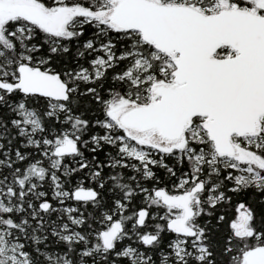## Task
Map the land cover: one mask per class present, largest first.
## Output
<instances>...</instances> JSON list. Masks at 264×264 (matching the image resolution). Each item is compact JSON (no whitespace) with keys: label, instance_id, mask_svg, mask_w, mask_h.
Returning <instances> with one entry per match:
<instances>
[{"label":"snow or ice","instance_id":"obj_1","mask_svg":"<svg viewBox=\"0 0 264 264\" xmlns=\"http://www.w3.org/2000/svg\"><path fill=\"white\" fill-rule=\"evenodd\" d=\"M0 264H264V0H0Z\"/></svg>","mask_w":264,"mask_h":264}]
</instances>
